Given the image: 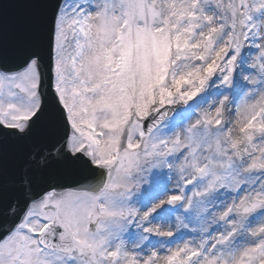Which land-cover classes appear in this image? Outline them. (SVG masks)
<instances>
[{"label": "snow or ice", "instance_id": "snow-or-ice-1", "mask_svg": "<svg viewBox=\"0 0 264 264\" xmlns=\"http://www.w3.org/2000/svg\"><path fill=\"white\" fill-rule=\"evenodd\" d=\"M0 264H264V0H0Z\"/></svg>", "mask_w": 264, "mask_h": 264}]
</instances>
